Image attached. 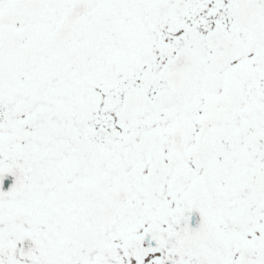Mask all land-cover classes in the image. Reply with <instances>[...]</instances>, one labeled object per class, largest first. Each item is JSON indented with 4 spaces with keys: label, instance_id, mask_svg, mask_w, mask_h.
<instances>
[{
    "label": "snow or ice",
    "instance_id": "1",
    "mask_svg": "<svg viewBox=\"0 0 264 264\" xmlns=\"http://www.w3.org/2000/svg\"><path fill=\"white\" fill-rule=\"evenodd\" d=\"M0 264H264V0H0Z\"/></svg>",
    "mask_w": 264,
    "mask_h": 264
}]
</instances>
